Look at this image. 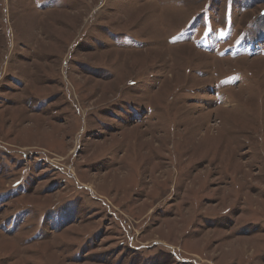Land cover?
<instances>
[{
	"label": "rangeland",
	"instance_id": "374dc122",
	"mask_svg": "<svg viewBox=\"0 0 264 264\" xmlns=\"http://www.w3.org/2000/svg\"><path fill=\"white\" fill-rule=\"evenodd\" d=\"M0 264H264V0H0Z\"/></svg>",
	"mask_w": 264,
	"mask_h": 264
}]
</instances>
